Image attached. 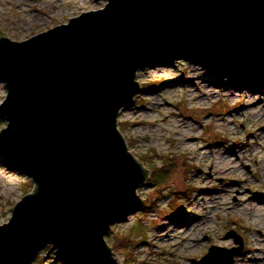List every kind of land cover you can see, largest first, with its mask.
I'll return each mask as SVG.
<instances>
[{"label":"water","instance_id":"obj_1","mask_svg":"<svg viewBox=\"0 0 264 264\" xmlns=\"http://www.w3.org/2000/svg\"><path fill=\"white\" fill-rule=\"evenodd\" d=\"M26 41L0 38L1 156L35 189L0 224V264H34L48 247L64 264H121L106 236L140 209L150 172L119 116L139 71L184 60L239 87L264 82V0H106ZM213 246L201 264H234Z\"/></svg>","mask_w":264,"mask_h":264},{"label":"rangeland","instance_id":"obj_2","mask_svg":"<svg viewBox=\"0 0 264 264\" xmlns=\"http://www.w3.org/2000/svg\"><path fill=\"white\" fill-rule=\"evenodd\" d=\"M106 4V0H0V38L26 41ZM137 81L141 91L121 112L119 128L150 179L138 191L140 209L112 225L106 236L120 263L201 264L213 246L239 247L227 236L234 231L244 246L234 264H264V168L255 162L264 147V82L248 87L228 84L184 60L143 69ZM7 95L0 81V104ZM6 126V121L0 122V132ZM236 144L245 147L250 159L236 163L233 175H224L225 162L218 150L231 145L232 151ZM206 145L212 150H203ZM10 167L0 152V224L9 220L15 203L34 185L24 172ZM159 176L163 180L155 181ZM197 220L187 237L185 229L171 232L174 244L145 245L159 233L162 221ZM204 221L208 226L198 229ZM186 238L200 243L193 254L189 249L175 250ZM257 245L261 262L252 250ZM34 264L64 262L48 247Z\"/></svg>","mask_w":264,"mask_h":264},{"label":"bare ground","instance_id":"obj_3","mask_svg":"<svg viewBox=\"0 0 264 264\" xmlns=\"http://www.w3.org/2000/svg\"><path fill=\"white\" fill-rule=\"evenodd\" d=\"M227 91H229V90L227 89ZM230 96L234 97V96H236V94H234V92H230ZM263 119H264V116H263ZM263 132H264V129H263ZM189 141H193V140L190 139ZM235 143H237V142H233V144H235ZM260 143L261 142H258V147L262 146ZM234 146H237V147H236V149H234L232 151L230 149L231 145L222 146L218 150L222 153L223 158H224V155H227L226 159L221 158V160L225 162L224 163L225 165H223V168L221 170L222 174H224V175L225 174L233 175L234 172L236 171V167H235L236 163L239 162V163L243 164L245 161L250 159V157L248 156L249 152L246 149H244L245 148L244 146H242V145L240 146L239 144H236ZM232 147H233V145H232ZM262 148H263V151L260 153L259 156H257V159H255V162L257 163L256 165L258 167L264 168V147H262ZM205 149H206V151L212 150V147L209 145H206L203 147V150H205ZM203 155H204V153H203ZM229 159H231V160L229 161ZM232 159H233V162H232ZM213 163L215 165V161ZM235 181L238 182V180H235ZM197 222H199V221L197 220L193 223H190L188 221H180V222L173 221L172 223L167 224L166 222L162 221L159 224V228H158L159 233L156 234L155 238H151L147 242H145V245H147V246L153 245V247L155 245L154 248L159 247V246L161 248H163V247L168 246L169 244H172V243L174 244L173 241L175 238H171V236H170V234H171V232H173V230H175L176 228L179 230L185 229L184 234H185V237H187L190 230L195 227ZM203 226L206 228L208 226V222L204 221V224L198 225L197 228L201 229V228H203ZM193 240H194L193 238H191V239L186 238L183 242H180L179 244H177L175 246V250L177 248H181L182 250H188L189 249L193 254L194 252H196V249L200 246L199 242L192 243ZM252 250L254 252L258 253L256 261L261 262L263 257L261 256L262 253L260 251L259 245L252 247ZM190 255L191 254L186 253L184 255V257H186L188 260H190ZM119 261L121 262V260H119Z\"/></svg>","mask_w":264,"mask_h":264},{"label":"trees","instance_id":"obj_4","mask_svg":"<svg viewBox=\"0 0 264 264\" xmlns=\"http://www.w3.org/2000/svg\"><path fill=\"white\" fill-rule=\"evenodd\" d=\"M11 166V165H10ZM4 167V166H3ZM10 168H12V167H10ZM156 174V172H154V176H156L155 175ZM27 176V175H26ZM161 177H164V176H159V178H154V180L155 181H157V179H159V181H157V182H160V180H163V178H161ZM157 182H155V185L157 184ZM33 187H32V191L35 189V185H32ZM27 194H29L30 193V191H27L26 192Z\"/></svg>","mask_w":264,"mask_h":264}]
</instances>
